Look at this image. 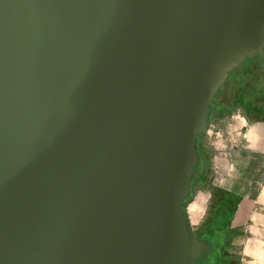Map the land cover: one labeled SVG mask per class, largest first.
Instances as JSON below:
<instances>
[{
    "label": "water",
    "instance_id": "water-1",
    "mask_svg": "<svg viewBox=\"0 0 264 264\" xmlns=\"http://www.w3.org/2000/svg\"><path fill=\"white\" fill-rule=\"evenodd\" d=\"M264 0H0V264H198L184 203Z\"/></svg>",
    "mask_w": 264,
    "mask_h": 264
},
{
    "label": "crops",
    "instance_id": "crops-1",
    "mask_svg": "<svg viewBox=\"0 0 264 264\" xmlns=\"http://www.w3.org/2000/svg\"><path fill=\"white\" fill-rule=\"evenodd\" d=\"M204 141L209 156L204 159L199 153L192 191L184 203L186 218L201 239L206 224L218 213L216 204L237 202L229 216L232 221L226 227L214 226L208 236L210 240L217 237L218 244L226 248L239 245L237 251H227L230 263L218 258L210 264H264V181L260 192L251 190L256 180L248 179L246 172L258 156H264V119L237 108L210 114Z\"/></svg>",
    "mask_w": 264,
    "mask_h": 264
},
{
    "label": "flooded vegetation",
    "instance_id": "flooded-vegetation-1",
    "mask_svg": "<svg viewBox=\"0 0 264 264\" xmlns=\"http://www.w3.org/2000/svg\"><path fill=\"white\" fill-rule=\"evenodd\" d=\"M255 59L259 60V64H261L262 68L258 67L257 73L261 74V78L264 79V61L259 57H255ZM231 84V83H230ZM228 83L220 90L217 97L211 102L210 105V114L211 116H216L219 114H225L233 109H241L247 112L251 117H264V103L260 100H257L255 96H253L252 92H257V94H264V90L262 91L259 85H256L254 81H250L246 87H244L243 92L236 91V85L232 83L230 85L229 90H227ZM212 223L209 221L206 224V234L201 237V239L208 244V250L205 256L199 260V263L202 264H210L211 261H217L218 258H221L222 261L226 259L231 262L230 254L228 248L223 247L218 244V238L213 237V240H210L208 236H211V228H214ZM210 232V233H209Z\"/></svg>",
    "mask_w": 264,
    "mask_h": 264
},
{
    "label": "rangeland",
    "instance_id": "rangeland-1",
    "mask_svg": "<svg viewBox=\"0 0 264 264\" xmlns=\"http://www.w3.org/2000/svg\"><path fill=\"white\" fill-rule=\"evenodd\" d=\"M255 57H258V56H255ZM255 57L246 58L241 64H239L237 67H235L234 69L229 71L227 90H229L228 87H230V85L232 83H234V85H236V83H237L236 91L243 92L245 89L244 87H246L250 81H254L256 83V85L260 86L262 91L264 90V79L261 78V74H258L257 71H255V70H257L258 67L262 68V66H261V64H259V60L255 59ZM218 93H217V95H218ZM252 94H253V96H255V98H257V100H260L261 102L264 103V94L263 93L261 95V94H257V92L253 91ZM217 95L214 98H216ZM214 98H213V100H214ZM237 111H239V110H237ZM241 111H243V110H241ZM255 118L264 119V117H255ZM204 134L201 136H204ZM246 172L248 173V179H255L256 180V182L253 185H251V187H252L251 190H255V188H256V190L258 192H260V188L263 187L260 185V183L262 181H264V156H258L257 159L255 160V162L252 163L251 168L249 170H247ZM226 215L227 214H225L226 218H225L224 222L228 223L229 217L227 218ZM217 216L218 215H216L215 217H213L212 220H209V221L212 223L211 225L219 227V226H222L221 223L223 222V219L219 218V220H218ZM230 221H232V220L230 219ZM236 246H239V245H236L235 243L229 244L228 245L229 251L232 250V252L233 251L236 252L237 251Z\"/></svg>",
    "mask_w": 264,
    "mask_h": 264
},
{
    "label": "trees",
    "instance_id": "trees-1",
    "mask_svg": "<svg viewBox=\"0 0 264 264\" xmlns=\"http://www.w3.org/2000/svg\"><path fill=\"white\" fill-rule=\"evenodd\" d=\"M196 145H197V149L199 151V153L203 156V158L205 159L206 157L209 156V151L207 149V146L205 145V141H204V136H199L197 138V141H196ZM206 175H204V178H205ZM237 202H231V203H225V202H218L216 204V209H217V219L219 220V218H222L223 219V222L221 223L222 226H225L228 225V223H225L224 220H225V214H227V218L229 216H231V213L235 211L236 209V205ZM230 220V219H229ZM221 227V226H219Z\"/></svg>",
    "mask_w": 264,
    "mask_h": 264
}]
</instances>
